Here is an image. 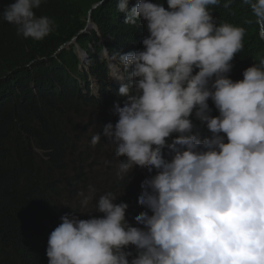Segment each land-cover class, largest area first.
I'll use <instances>...</instances> for the list:
<instances>
[{
  "label": "clouds",
  "instance_id": "9594fccd",
  "mask_svg": "<svg viewBox=\"0 0 264 264\" xmlns=\"http://www.w3.org/2000/svg\"><path fill=\"white\" fill-rule=\"evenodd\" d=\"M235 1L167 0L165 8L138 0L129 8L118 0L124 23L144 21L149 35L126 54L104 48V91L116 101L98 116L116 123L103 129L116 152L105 158V175L84 166L77 192L57 200L63 211L42 221L52 231L49 264H264V58L232 80L246 30L219 22L211 7L228 11ZM42 3L15 0L3 19L41 41L56 26L37 16ZM241 4L264 38V0ZM89 27L98 29L92 20ZM78 53L80 70L88 69V54ZM91 79L92 93L101 95ZM100 141L98 132L91 143ZM97 182L104 188L91 203Z\"/></svg>",
  "mask_w": 264,
  "mask_h": 264
},
{
  "label": "trees",
  "instance_id": "16d2710c",
  "mask_svg": "<svg viewBox=\"0 0 264 264\" xmlns=\"http://www.w3.org/2000/svg\"><path fill=\"white\" fill-rule=\"evenodd\" d=\"M14 2L0 0V264H49L46 253L52 231L42 221L63 211L57 200L71 198L86 180L84 162L89 155L76 157L94 147L116 152V145L103 135L105 125L116 123L109 115L98 116L105 102L116 101L104 91L109 82L104 48L110 55L126 54L149 33L147 27L140 28L144 21L124 23L118 0H103L96 8L100 0H43L34 11L53 19L56 26L50 35L35 41L19 35L16 26L3 19L4 7ZM152 2L168 7L167 0ZM137 3L129 0V8ZM211 7L213 15L217 10L219 22L246 30L244 48L227 74L234 81L243 80L244 71L264 58L262 27L241 0L228 11ZM90 20L98 29L89 27ZM74 38L77 43L69 45ZM78 49L88 54V69L80 70ZM91 77L102 87L99 96L92 93ZM208 103L218 116L214 102ZM90 113L95 114L94 128L83 146L85 130L80 120ZM98 132L101 141L92 145Z\"/></svg>",
  "mask_w": 264,
  "mask_h": 264
},
{
  "label": "rangeland",
  "instance_id": "374dc122",
  "mask_svg": "<svg viewBox=\"0 0 264 264\" xmlns=\"http://www.w3.org/2000/svg\"><path fill=\"white\" fill-rule=\"evenodd\" d=\"M105 110V108L103 107L101 111ZM95 114L94 113H90L89 116H87L86 118H81V126L80 128L82 130H85L84 132V137L85 140L83 141L82 145L83 146H87L88 144V138L93 130V126L92 125V119L94 118ZM84 124H87V127H84ZM88 152H91L89 158L84 162V166L85 167H91V168H98L100 172H102L103 175H105L106 173V164H105V158H110L108 155L112 152L110 150H98L97 148H93L89 151H83L80 156H84L86 155ZM68 157L70 160H72L73 157V151H69L67 153ZM110 160V159H109ZM99 162H101L102 164H99ZM104 188V184L101 182H97L96 186H93L91 189V196L93 197L90 201L91 203L96 201V198L98 196V194L100 193L101 190H103ZM94 190V191H93ZM83 200V196L79 195L76 198V203H74L73 207H76L81 201Z\"/></svg>",
  "mask_w": 264,
  "mask_h": 264
},
{
  "label": "water",
  "instance_id": "95a60500",
  "mask_svg": "<svg viewBox=\"0 0 264 264\" xmlns=\"http://www.w3.org/2000/svg\"><path fill=\"white\" fill-rule=\"evenodd\" d=\"M100 3H101V2L96 3V4L93 6V8H96Z\"/></svg>",
  "mask_w": 264,
  "mask_h": 264
}]
</instances>
